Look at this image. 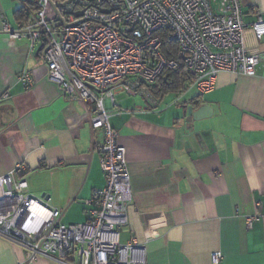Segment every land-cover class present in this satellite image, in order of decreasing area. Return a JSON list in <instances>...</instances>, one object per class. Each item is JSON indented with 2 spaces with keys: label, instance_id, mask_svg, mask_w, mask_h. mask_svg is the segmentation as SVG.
I'll use <instances>...</instances> for the list:
<instances>
[{
  "label": "crops",
  "instance_id": "crops-1",
  "mask_svg": "<svg viewBox=\"0 0 264 264\" xmlns=\"http://www.w3.org/2000/svg\"><path fill=\"white\" fill-rule=\"evenodd\" d=\"M32 1L0 0V174L21 165L30 194L61 209L62 223L81 224L105 185L103 131L92 130L91 104L48 79L41 43L32 51L28 37L3 31L4 20L27 26L17 15ZM243 9L248 25L264 18V0H244ZM244 49L262 57L253 75L220 73L211 90L192 86L164 106L121 90L108 103L132 184L121 242L143 243L147 264H213L219 251L222 264H264V38L251 27ZM24 72L35 79L30 89L19 82ZM191 105L212 109L193 128L180 122ZM256 202L262 216L249 228ZM0 264L61 263H26L24 250L0 237Z\"/></svg>",
  "mask_w": 264,
  "mask_h": 264
},
{
  "label": "built area",
  "instance_id": "built-area-1",
  "mask_svg": "<svg viewBox=\"0 0 264 264\" xmlns=\"http://www.w3.org/2000/svg\"><path fill=\"white\" fill-rule=\"evenodd\" d=\"M32 2L35 9L24 8L27 26L14 30L4 20L3 31L14 40L28 37L32 51L41 43L48 79L69 100L93 106L92 130H102L104 137L105 185L93 192L88 220L65 225L61 209L29 193L27 180L17 175L23 170L18 165L0 174V237L21 247L26 263L147 264L143 243L135 237L121 242V230L129 223L132 184L108 103L114 106L121 90L157 107L150 87L180 64L201 91L211 90L223 72L253 75L262 57L246 52L244 33L251 27L258 40L264 38V18L259 15L248 25L244 0H73L65 6L52 0ZM80 11L83 16L76 17ZM165 38L177 44L172 58L163 52ZM19 82L30 89L35 79L24 72ZM261 207L256 202L255 213L247 218L249 228L260 220ZM223 259L220 251L212 255L213 264Z\"/></svg>",
  "mask_w": 264,
  "mask_h": 264
},
{
  "label": "trees",
  "instance_id": "trees-1",
  "mask_svg": "<svg viewBox=\"0 0 264 264\" xmlns=\"http://www.w3.org/2000/svg\"><path fill=\"white\" fill-rule=\"evenodd\" d=\"M54 3H65L68 0H52ZM30 9H35V3H29ZM20 19L26 23L29 22V15L23 10L17 15ZM177 50V44L169 39H164L163 52L168 58L175 56ZM193 77L187 72L186 67L180 64L175 70H166L150 87L152 94L163 100L169 95H182L193 85Z\"/></svg>",
  "mask_w": 264,
  "mask_h": 264
},
{
  "label": "water",
  "instance_id": "water-1",
  "mask_svg": "<svg viewBox=\"0 0 264 264\" xmlns=\"http://www.w3.org/2000/svg\"><path fill=\"white\" fill-rule=\"evenodd\" d=\"M73 0H68L67 2L61 4L62 6H65L66 4L71 3ZM109 12V11H106ZM74 15L76 17H81L83 16V11L80 12H76L74 13ZM61 21V17H59V19ZM43 46H41V48L39 49L42 50ZM197 106V105H196ZM211 107H208L207 105H203L200 106L199 108H196L195 105H191V106H184V113H183V118L180 119L181 121V125L185 126L186 124H189L191 128H193V123L195 121H200L202 119H204V115L207 112H211ZM189 127V128H190ZM188 128V127H187Z\"/></svg>",
  "mask_w": 264,
  "mask_h": 264
},
{
  "label": "rangeland",
  "instance_id": "rangeland-1",
  "mask_svg": "<svg viewBox=\"0 0 264 264\" xmlns=\"http://www.w3.org/2000/svg\"><path fill=\"white\" fill-rule=\"evenodd\" d=\"M136 97H138V96H136ZM173 99L175 100V99H177V97L175 95H169L166 99H163L164 100L163 102H165V103H163L162 106H164V104H166V103L172 102ZM71 218L72 217L69 216L67 221H65L66 224L65 223L64 224L65 225H71V223H72Z\"/></svg>",
  "mask_w": 264,
  "mask_h": 264
}]
</instances>
